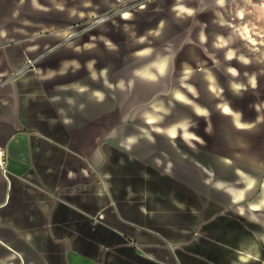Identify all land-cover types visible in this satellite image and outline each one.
Wrapping results in <instances>:
<instances>
[{
  "label": "crops",
  "instance_id": "1",
  "mask_svg": "<svg viewBox=\"0 0 264 264\" xmlns=\"http://www.w3.org/2000/svg\"><path fill=\"white\" fill-rule=\"evenodd\" d=\"M123 1L0 0V264H264V107L249 109L254 172L218 180L214 202L208 171L193 179L178 151L198 143L189 109L207 111L186 96L209 37L196 19L231 21L249 67L264 69V0H155L138 11L150 27L112 21L67 39L71 29L49 24ZM68 2L88 8L66 17ZM174 67L185 88L170 96L176 108L160 95ZM209 77H195L206 103Z\"/></svg>",
  "mask_w": 264,
  "mask_h": 264
},
{
  "label": "rangeland",
  "instance_id": "2",
  "mask_svg": "<svg viewBox=\"0 0 264 264\" xmlns=\"http://www.w3.org/2000/svg\"><path fill=\"white\" fill-rule=\"evenodd\" d=\"M152 1L155 0H125L116 7L114 6L86 19L50 20L49 24H57L60 28L71 29V32L65 36L66 39L69 36L74 37L95 28L105 27L112 21L119 27L139 29L150 27L154 20L146 17L137 18L144 16L138 14V11H141L139 9H142V11L149 9L152 6ZM85 6L88 8L87 4L68 2L65 5V16L67 17L70 14L69 12L74 9L84 8ZM126 12L129 13V16L123 19L122 17ZM196 24H198V28L200 27L199 30L203 28L209 33L208 43L204 46L205 50L198 53L206 60L203 59L202 61V64H205L203 67L190 69L188 77H193L192 82H194V85L186 96L188 98L192 96V104L195 110L198 109L196 108L197 105L202 103L206 106L204 111H207L205 115H196L191 112V108L189 109L188 122L191 125V134L194 139L198 140V143L191 142V146L188 148L183 143L179 144L180 149L178 151H181V153L186 152V156L188 155L187 158L183 159H188L190 162H180L182 165L180 166L182 169L192 168L193 179L198 176L204 182L205 175H197L196 173H200L202 169L208 171L207 184L203 186L208 188L209 195L214 198L209 197V199L213 201L215 200L213 187L218 184V180L223 181L224 184L232 185L236 178L235 171H238L239 168L246 173L255 170V167L248 162L252 159L250 158V150L255 153L259 152L260 149L249 147L250 140L253 139V144H255L256 139H254L255 133L249 128L248 120L250 108L255 106L264 107V69L249 67V51L247 46L243 42L239 44L238 39L233 35L231 21L208 19L207 21L204 20L203 23L200 19H196ZM145 42V45L153 44L150 37H146ZM153 49L154 47H152ZM145 50L148 51V49ZM182 70L179 67L172 68L169 80L162 79L161 81V98H166V104L172 108L178 106L170 97L172 92L185 89L180 86L183 75ZM200 73L210 76V80L214 81V83L205 86L209 93L208 103L203 100V89L199 87L198 79H195ZM160 74L161 77L166 75L165 72H162V69ZM255 74L258 75V83H255V88H250V75L255 76ZM234 112L241 114V124L234 120ZM256 143L261 144V141L257 140ZM167 150L170 151V149L164 147L161 154L168 157L170 165L172 160L176 161V156L168 155ZM155 154H157V150ZM235 157H241L242 162L235 161ZM261 166L260 175L263 176L264 165L261 164ZM190 181L193 184L196 183L198 187L200 186L199 179Z\"/></svg>",
  "mask_w": 264,
  "mask_h": 264
},
{
  "label": "built area",
  "instance_id": "3",
  "mask_svg": "<svg viewBox=\"0 0 264 264\" xmlns=\"http://www.w3.org/2000/svg\"><path fill=\"white\" fill-rule=\"evenodd\" d=\"M37 58H27L24 68L26 69H33L36 64ZM0 167L2 169L5 168V158L3 155V150L0 148Z\"/></svg>",
  "mask_w": 264,
  "mask_h": 264
}]
</instances>
